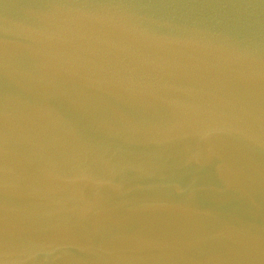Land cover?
Here are the masks:
<instances>
[{
	"label": "water",
	"instance_id": "1",
	"mask_svg": "<svg viewBox=\"0 0 264 264\" xmlns=\"http://www.w3.org/2000/svg\"><path fill=\"white\" fill-rule=\"evenodd\" d=\"M0 264H264V0H0Z\"/></svg>",
	"mask_w": 264,
	"mask_h": 264
}]
</instances>
